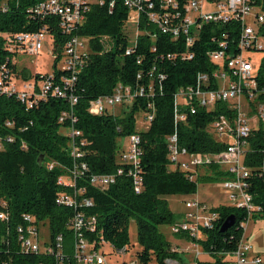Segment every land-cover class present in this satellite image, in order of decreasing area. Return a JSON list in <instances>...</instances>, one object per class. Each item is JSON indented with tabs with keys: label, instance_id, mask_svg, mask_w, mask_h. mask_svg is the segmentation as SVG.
<instances>
[{
	"label": "trees",
	"instance_id": "obj_1",
	"mask_svg": "<svg viewBox=\"0 0 264 264\" xmlns=\"http://www.w3.org/2000/svg\"><path fill=\"white\" fill-rule=\"evenodd\" d=\"M39 1L42 0H0V7L2 4L6 6L5 11L0 8V30L33 31L47 23L53 39V51L57 54L56 62L66 37L56 27V18L39 20L30 16L28 9ZM257 5L264 13V0H257ZM126 17L127 10L119 1L112 12L105 6L93 3L86 20L79 26L77 33L89 38L90 53L75 83L78 103L74 106L73 114L77 118L75 128L82 132V137L88 142L82 148L89 173L116 172L119 167L120 138L140 134L144 188L140 194H135L131 180L125 175L119 176L114 184L104 190L91 186L85 179L78 180L77 185L85 186L86 196L93 200L94 206L87 212L96 216V234H102L113 252L128 247V227L133 221L140 247L137 257L142 263L147 264L154 257L157 264H166V260L183 264L180 253L172 250L170 242L159 229L162 225H172L178 219L167 197L192 195L197 192L198 182H214L230 176L219 166L209 165L206 169L201 168L206 170L204 174H199L195 181L190 182L181 171L169 168L166 137L175 129L174 93L179 87L192 85L198 72L214 69L205 54L209 46H214L206 43V31L214 35L227 31V39L233 47L237 42L239 25L236 22L223 26L206 25L195 57L179 61L161 58L162 54L177 51L174 41L168 35L157 34L153 42L144 33L146 30L153 31V26H147L144 20L139 23L141 34L135 52L125 55L128 46L124 32ZM153 43L156 51L151 50ZM138 57L141 63H137ZM5 58L6 52L0 45V60ZM152 64L156 66L154 75L161 71L166 73L161 88L147 76L141 80L145 86L153 84L152 96L147 93L137 97L129 110L121 114L91 115L88 112L91 99L111 93L117 82L135 85L137 73ZM15 71L25 79L32 76L26 70ZM257 79L259 85L264 87V62L259 67ZM149 100L154 103V118L147 129L139 131L137 116L146 111ZM68 110L69 105L63 99L50 98L34 109L25 110L14 96L0 95V201L6 203L9 212L8 222L0 226V264L5 261L9 264H54L50 256L25 254L19 250L16 227L21 223L23 213L32 214L37 224L47 226L51 239L61 234L63 253L68 257L65 264H77L71 258L74 235L67 227L73 211L54 203L55 196L63 189L57 184V178L64 172L63 167H71L73 163L70 138L63 132L70 122L68 119L59 121L61 112ZM221 113H231L226 103H217L210 111L198 109L196 114L188 112L186 119L176 124L179 144L191 152L224 150L225 145L217 142L208 132L210 122ZM7 122L12 125L8 126ZM7 137H12L13 141L8 142ZM23 143L27 145L26 149L22 148ZM263 146V129H254L244 157L246 166L252 172L261 162ZM50 161L56 163L52 169L45 165ZM250 182L247 191L252 196L253 204L260 206L253 218L264 219V183L255 176L251 177ZM215 209L219 217L214 227L204 231V238L199 241L202 251L211 259H198L195 264H230L229 257L224 253L233 251L243 234L240 223L247 220L245 210L229 205ZM232 214L235 216L234 224L226 231H220L223 221ZM96 234L92 237H97Z\"/></svg>",
	"mask_w": 264,
	"mask_h": 264
},
{
	"label": "built area",
	"instance_id": "obj_2",
	"mask_svg": "<svg viewBox=\"0 0 264 264\" xmlns=\"http://www.w3.org/2000/svg\"><path fill=\"white\" fill-rule=\"evenodd\" d=\"M118 1L127 10L124 32L128 38V46L125 55H132L136 50L138 36L141 34V20H144L147 26H153V31L144 32L153 42L157 34L168 35L174 41L177 51L162 54L161 58L179 61L195 57L206 25L223 26L231 22L239 25L237 42L233 47L227 39V31L218 35L206 31V43L214 46H209L205 54L214 69L198 72L192 85L179 87L174 93L175 129L166 137V147L169 168L181 171L190 182L196 180L201 168L209 165H217L229 174V178L220 180L221 186L228 192L231 201L229 206L245 210L247 220L240 223L243 234L237 247L224 254L229 257L230 264H263L261 255L245 240V223L260 210V206L253 204L252 196L247 191L250 179L255 176L264 183V146L261 148V162L255 172L244 162L252 131L263 129L264 140V87L259 85L257 79L260 66L252 62L253 55L264 52V13L257 5V0H42L30 7L28 13L39 20L56 18V27L66 37L62 53L56 62L57 54L53 51V39L49 31L50 25L47 23L33 31L0 30V45L6 52V58L0 60V95L14 96L25 110L34 109L50 98L63 99L69 105L68 111L61 112L59 121L68 119L70 122L65 134L70 138L73 163L71 167H63L64 172L57 178V184L64 190L61 189L57 193L54 203L73 211L67 222V227L74 235L71 258L77 264H106V258L100 248L108 244L102 234H96L97 218L87 212L94 206V202L86 196L85 186L77 185L78 180L85 179L91 186L104 190L114 184L119 176L125 175L131 180L135 194H140L144 188L140 134L126 136L127 142L120 145L119 167L116 172L89 173L88 164L84 160L85 150L82 148L88 142L82 137V132L75 128L77 118L73 114L74 106L78 103L75 83L90 53L89 38L79 35L77 30L86 20L93 3L105 6L112 12ZM0 8L5 11V4ZM132 26L135 27L136 34L131 40L127 28ZM45 43L50 47L54 71L35 73L26 79L19 76L15 71L17 63L13 62V58L23 54L40 56ZM151 50L156 51L154 43ZM137 63H141L140 57ZM155 67L152 64L140 70L136 75L135 85L117 82L111 93L91 99L88 112L91 115H116L117 107L130 106L137 97L147 93L152 96L153 84L148 83L145 86L141 80L147 76L161 88L166 73L161 71L154 75ZM217 103H226L231 113L215 116L208 126V132L217 142L224 144L225 149L219 152H191L181 146L176 124L184 121L188 112L196 114L198 109L210 111ZM154 113V103L149 100L146 111L140 116L145 129L151 125ZM6 124L12 125L11 122ZM6 140L12 142L13 138L7 137ZM22 148L26 149L27 145L23 143ZM45 165L52 169L56 163L50 161ZM183 206L185 210L181 218L169 227L173 234L182 236L184 241L187 240L186 248H197L200 246L199 241L204 238V231L214 227L219 214L215 207L195 198L185 199ZM8 220L7 205L0 201V226ZM41 227L43 226L36 223L32 214L21 215V223L16 227L19 250L25 254L50 256L54 259V264H65L68 257L63 253V236L59 234L51 239L49 233V239L41 241ZM93 234L97 237H92ZM172 250L179 252L177 249ZM115 251L117 254H124L128 247ZM195 255L196 261L200 251L195 250ZM170 261L172 260H166V264H171Z\"/></svg>",
	"mask_w": 264,
	"mask_h": 264
},
{
	"label": "rangeland",
	"instance_id": "obj_3",
	"mask_svg": "<svg viewBox=\"0 0 264 264\" xmlns=\"http://www.w3.org/2000/svg\"><path fill=\"white\" fill-rule=\"evenodd\" d=\"M129 26L132 24H128ZM127 31L129 33L130 39H134L136 34V29L134 26L128 27ZM13 62L17 63V70H26L29 74L33 75L35 73H50L54 71L53 63L54 60L50 54V47L45 43L44 48L41 51L40 56L23 54L13 58ZM253 64L256 66H261L264 62V52H259L253 55ZM129 106L126 107H117L115 109L116 114H121L127 112ZM137 129L139 131L145 130L142 126L141 118L137 116ZM64 133L67 132L63 131ZM127 142V138L123 137L119 140V145H124ZM206 169V168H204ZM206 170H199V174H204ZM198 174V175H199ZM187 198H195L200 202L206 203L213 207H219L221 205H230L231 201L228 197V192L221 186L220 179L214 182H198L197 183V192L192 195H173L168 196L167 200L169 202L170 208L173 210L175 216L180 219L183 211L185 210L183 206V200ZM245 240L250 242L253 246L254 251L261 255L264 264V219L251 218L245 223ZM163 236L170 242L173 249H177L182 257L183 264H194L196 259L195 250L200 251L199 260H209L211 259L207 254L202 251L201 246L197 248H186L188 245L185 243L187 240L181 239L178 235H175L171 232L168 225H162L159 227ZM41 241L49 239V231L47 226L41 227ZM128 251L124 254H117L116 251L113 252V248L104 244L100 250L103 251L106 258V264H144L138 257L137 252L140 250L139 244L137 242V230L136 225L133 221H130L128 227ZM178 244L179 246H177ZM100 251V252H101ZM171 264H176L175 261H170ZM147 264H157L154 257Z\"/></svg>",
	"mask_w": 264,
	"mask_h": 264
},
{
	"label": "water",
	"instance_id": "obj_4",
	"mask_svg": "<svg viewBox=\"0 0 264 264\" xmlns=\"http://www.w3.org/2000/svg\"><path fill=\"white\" fill-rule=\"evenodd\" d=\"M42 159L39 160V163L41 164ZM235 221V216L229 215L222 223L221 227H220V231L224 232L226 231L229 227H231L234 224Z\"/></svg>",
	"mask_w": 264,
	"mask_h": 264
},
{
	"label": "crops",
	"instance_id": "obj_5",
	"mask_svg": "<svg viewBox=\"0 0 264 264\" xmlns=\"http://www.w3.org/2000/svg\"><path fill=\"white\" fill-rule=\"evenodd\" d=\"M181 238V237H180ZM182 239V238H181ZM177 246H179L178 244H176Z\"/></svg>",
	"mask_w": 264,
	"mask_h": 264
}]
</instances>
